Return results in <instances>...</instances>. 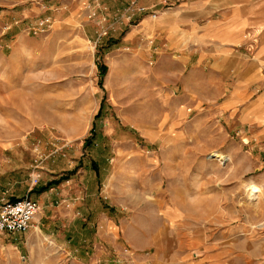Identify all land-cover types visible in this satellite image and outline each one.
<instances>
[{
	"label": "rangeland",
	"instance_id": "rangeland-1",
	"mask_svg": "<svg viewBox=\"0 0 264 264\" xmlns=\"http://www.w3.org/2000/svg\"><path fill=\"white\" fill-rule=\"evenodd\" d=\"M6 3L0 0L2 80L13 76L15 96L36 95L31 113L5 108L0 121L21 115L36 126L0 127V136L22 131L31 150L22 163L37 160L38 169L21 181L40 176L28 196L56 198L47 197L25 234L0 236V264H264V147L210 100L204 70L194 78L173 51L160 61L156 39L133 33L136 17L115 31L120 15L98 10L92 20L40 9L25 17ZM46 17L49 31L30 33ZM21 37L32 50L19 48ZM10 164L0 156V169ZM16 180L0 174V206L19 196L2 193ZM70 180L73 227L61 225L68 210L59 196ZM250 182L259 187L255 199ZM85 186L103 194L92 209L75 204Z\"/></svg>",
	"mask_w": 264,
	"mask_h": 264
},
{
	"label": "crops",
	"instance_id": "crops-1",
	"mask_svg": "<svg viewBox=\"0 0 264 264\" xmlns=\"http://www.w3.org/2000/svg\"><path fill=\"white\" fill-rule=\"evenodd\" d=\"M4 1L10 8L18 6L15 8L16 12L25 17L35 15L40 9H51L53 12L56 10L63 14L75 15L85 12L89 16L90 8H93L97 13L100 10L99 12L103 15L123 16L133 2L137 6L157 7L160 14L156 19L136 14L135 17L139 21L133 33L156 39L157 44L161 46L160 61L161 59L162 62L164 61L166 57L164 53L173 51L176 52L174 56L180 61L178 64L191 65V75L193 74L194 78L197 71L204 70L205 89L210 100L218 101L216 105H220V111L223 113L237 117L238 123L243 128L252 129V137L257 144L264 147V0H220L221 5L215 3L216 0H186L174 9H164L165 0H103V7L97 5L95 0ZM234 1H236V5H234ZM118 26L120 25L116 24V28L113 29L117 31L116 29L121 28ZM6 27L4 30H7L8 27ZM14 30L17 31L20 28ZM252 39L257 40L256 50L248 52L247 47L252 43ZM18 42L20 49L32 50L29 47L31 46L30 42L25 41L24 38L21 37ZM1 48L3 47H0V112L9 108L11 112L24 113L26 111L20 108L27 107L31 113V106L33 107V103L35 104L36 92L23 91V94L15 96L9 83V81L12 82L13 76H9V73H6V83L3 82V70L8 64ZM177 73L180 75L182 71L179 69ZM17 116L19 121L11 123L4 122L3 117L0 127L25 131L35 128V121H23L21 115ZM19 131L12 132V136H0L1 159L8 164L12 162L10 164L12 166L9 168L0 169V174L17 179L13 183L8 181L1 185L4 189L2 193L8 197L19 194L16 196V200L29 197L28 194L34 190L31 183L21 181L23 177L29 175V169L34 167V160L31 165L22 163L24 153L28 154V160H30L31 150L27 146V137L23 138L22 131ZM35 150H33V154H35ZM7 151L14 156L8 158ZM17 162L19 165H16ZM16 169L20 170L16 172ZM87 175V172L84 173L77 183H83ZM71 181L73 182L70 180L67 184L62 185L59 191L60 199L67 204L66 210H68L61 225H69V227L76 221L75 218H72L70 210V207L75 205L69 203L71 191L68 189V184ZM16 189L17 191H15ZM105 190L111 192L107 186H105ZM50 192H53L54 196L57 194L56 190ZM78 193V199L75 201L77 207L86 204L90 208L95 196L99 197L102 194L98 193V190H92L89 186H85ZM48 195L49 193L44 191L38 198L40 199V208L47 202V197L49 202L55 200L56 197ZM106 197L109 201L110 196ZM85 199L86 202H83ZM90 201H92L91 204ZM69 232L70 228L66 230V233Z\"/></svg>",
	"mask_w": 264,
	"mask_h": 264
},
{
	"label": "built area",
	"instance_id": "built-area-1",
	"mask_svg": "<svg viewBox=\"0 0 264 264\" xmlns=\"http://www.w3.org/2000/svg\"><path fill=\"white\" fill-rule=\"evenodd\" d=\"M97 5L103 0H95ZM177 0H165L163 3V8L168 9L173 6ZM90 18L93 20L97 16V12L90 8ZM149 16L156 19L160 14L157 7L147 8L144 6H137L133 2L127 12L119 19H116V24L124 26L125 23L128 25L134 20L136 14ZM105 20V19H104ZM52 20L49 17L43 18L36 23L35 26L30 28V33L34 36L45 34L49 31L51 27ZM38 169L37 160H34L33 170ZM40 181V176L33 171L31 175V183L33 186L37 185ZM40 204L30 198L24 197L14 201H6L0 206V236L3 234H25L34 223L35 218L40 212Z\"/></svg>",
	"mask_w": 264,
	"mask_h": 264
},
{
	"label": "bare ground",
	"instance_id": "bare-ground-1",
	"mask_svg": "<svg viewBox=\"0 0 264 264\" xmlns=\"http://www.w3.org/2000/svg\"><path fill=\"white\" fill-rule=\"evenodd\" d=\"M247 188H248V191L250 193V196L248 195V197L251 199V198H256L257 196V193H259V187L255 185V183L253 182H250L248 185H247ZM258 197V196H257Z\"/></svg>",
	"mask_w": 264,
	"mask_h": 264
}]
</instances>
